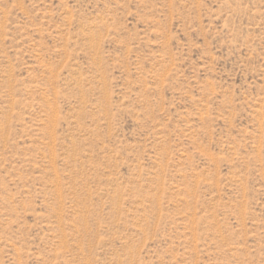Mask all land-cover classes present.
Listing matches in <instances>:
<instances>
[{
    "label": "rangeland",
    "instance_id": "rangeland-1",
    "mask_svg": "<svg viewBox=\"0 0 264 264\" xmlns=\"http://www.w3.org/2000/svg\"><path fill=\"white\" fill-rule=\"evenodd\" d=\"M0 264H264V0H0Z\"/></svg>",
    "mask_w": 264,
    "mask_h": 264
}]
</instances>
